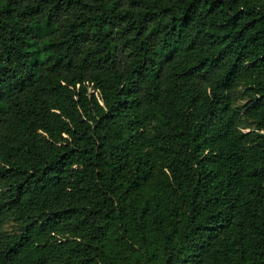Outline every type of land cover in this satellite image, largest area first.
Instances as JSON below:
<instances>
[{
	"label": "trees",
	"instance_id": "obj_1",
	"mask_svg": "<svg viewBox=\"0 0 264 264\" xmlns=\"http://www.w3.org/2000/svg\"><path fill=\"white\" fill-rule=\"evenodd\" d=\"M0 264H264V0H0Z\"/></svg>",
	"mask_w": 264,
	"mask_h": 264
}]
</instances>
